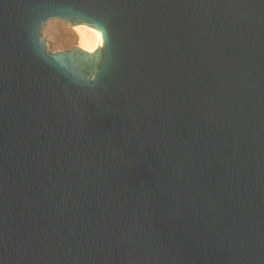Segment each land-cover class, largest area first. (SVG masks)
<instances>
[{"label": "water", "instance_id": "95a60500", "mask_svg": "<svg viewBox=\"0 0 264 264\" xmlns=\"http://www.w3.org/2000/svg\"><path fill=\"white\" fill-rule=\"evenodd\" d=\"M0 264H264V0H0Z\"/></svg>", "mask_w": 264, "mask_h": 264}, {"label": "bare ground", "instance_id": "6f19581e", "mask_svg": "<svg viewBox=\"0 0 264 264\" xmlns=\"http://www.w3.org/2000/svg\"><path fill=\"white\" fill-rule=\"evenodd\" d=\"M72 33H76L80 36L79 47L87 51H93L96 47L101 44V36L96 28L74 25L72 26Z\"/></svg>", "mask_w": 264, "mask_h": 264}]
</instances>
